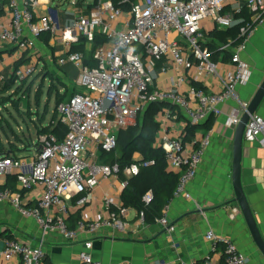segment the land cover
Returning <instances> with one entry per match:
<instances>
[{
  "label": "built area",
  "instance_id": "obj_1",
  "mask_svg": "<svg viewBox=\"0 0 264 264\" xmlns=\"http://www.w3.org/2000/svg\"><path fill=\"white\" fill-rule=\"evenodd\" d=\"M85 1L70 3L78 6ZM35 2L8 0L9 19L0 20V43L15 46L22 53L34 50L44 32L60 35L66 49L59 63L78 67L76 82L85 90L57 106L58 120L66 127L64 136L43 133L32 155L0 156V177L15 174L18 181V191L0 189V203L10 204L41 229L35 244L6 238L0 256L7 262L17 257L19 264H46L48 234L57 233L68 243L87 235L78 264H102L91 253L93 237L109 227L125 232L131 211L139 220L138 226L144 223V211L125 207L121 194L129 179L154 161H145L135 153L134 161L121 172L118 163L101 162L100 152L114 151L119 131L134 123L151 103L166 102L176 111L164 108L157 113L160 129L156 145L165 151L168 169L180 175L173 198H192L188 185L197 176L213 131L203 132L193 140L192 146L198 147L189 149L183 131L171 135L170 122L183 112L190 124L204 123L210 116L222 115L223 106L233 100L225 126L236 129L250 103L241 98L239 87L248 85L253 76L241 51L253 33L264 26V0H121L119 6L113 0H94L89 11L80 7L72 23L62 29L50 14L36 15ZM244 10L250 12L253 21V25L240 28L244 42L233 48L229 62L213 61L205 46L209 34L238 24L236 15ZM97 33L106 40L94 49L96 65L90 66L84 62L83 53L72 47L85 38V46L92 49ZM230 47L225 43L219 50ZM159 62L161 73L170 69L175 73L166 88L155 82ZM224 64L229 66L224 68ZM37 70L36 60L16 66L9 76L0 73V84L10 78L28 81ZM244 139L258 142L264 149V117L259 113L251 115ZM153 197L148 191L143 201L150 203ZM169 205L158 221L168 231H175L167 217ZM73 209L80 212V218L71 226ZM87 210H96L99 216L92 218ZM237 211L234 208V213ZM206 238L223 245L224 264H249L247 255L232 239L218 237L213 230ZM158 264L199 263L179 259Z\"/></svg>",
  "mask_w": 264,
  "mask_h": 264
},
{
  "label": "crops",
  "instance_id": "obj_2",
  "mask_svg": "<svg viewBox=\"0 0 264 264\" xmlns=\"http://www.w3.org/2000/svg\"><path fill=\"white\" fill-rule=\"evenodd\" d=\"M24 1L19 0L20 4ZM35 1H37V3L35 2L36 15L50 14L58 27L62 29L72 23L76 17L77 9L82 7L85 12L89 11L94 0H90L91 2L86 0L84 4L78 6L71 5L70 0H58L57 5H53L54 0ZM8 19V9L6 5L0 3V20ZM256 38L260 41L255 43L254 39ZM263 39L264 26L253 33L246 43L245 49L241 51L242 58L253 69L250 83L239 87L238 91L240 96L248 101L253 98L259 84L256 75L258 70L253 60V57H256L253 47H260L258 44H261ZM65 49V44L60 35L53 37L51 33L39 37L36 48L28 52L20 53L17 47L0 43V73L9 76L17 65L36 60L38 69L40 67L41 72L42 69L50 70L58 77L59 90L63 94L68 89L64 84L70 82L68 80L70 76L74 77L72 76L74 74L72 69L75 68L70 62L63 65L59 63ZM87 50H91V48H87ZM257 56L260 57V55ZM222 66L227 68L229 64ZM174 76L175 73L172 69L167 73H161L159 69L154 71L155 82L163 88L170 85V79ZM59 80L64 84L61 85ZM208 81L210 82V80ZM77 88L78 90H69L68 95L85 90L78 84ZM233 104V100L229 101L223 106V114L217 117L214 116L216 120L211 129L213 131L212 143L205 150L204 159L198 168L197 176L188 185L192 198L177 197L170 202L167 217L171 225L176 227V230L168 231L159 223L158 219L154 223L144 221L142 225L138 226L139 220L135 213L131 211L128 219L130 223L125 232H116L109 227L104 228L93 237L94 245L91 253L95 259L100 260L102 264H158L179 259L192 260L199 264H224L223 245L221 243L215 244L206 238L207 232L213 230L218 237L232 239L239 249L247 255L249 264H264V256L252 239L238 203L231 202L229 205L227 204L235 197L231 176L235 130L225 126L229 108ZM174 110L176 111V109ZM257 113L264 117V100ZM52 116L53 114L48 123H44V121L38 123L32 118L36 123L33 122L37 132L36 139H33L31 135L26 138L20 137L19 134L22 131L19 130L22 127H18V131L15 129L17 133L13 132L17 137V142H7L6 149L9 150L8 148L14 143L21 149L15 154L16 156L32 155L40 135L37 126L39 125L40 128L48 126L52 122ZM189 125H192L190 120L182 112L177 119L170 122V133L172 136H176L183 131L182 138H185ZM202 134L203 131H199L193 140ZM193 140L184 142L189 149L198 147V145L196 147L192 146ZM222 159L227 161L225 165H223ZM26 168L29 169V167ZM10 183L14 184V188L9 186ZM242 184L264 238V149L258 142L244 141ZM0 189L18 191L17 176L12 174L0 177ZM29 205H32V203H29ZM234 208H238L236 213H234ZM6 211L12 213V219L8 225L4 224L0 229V252L4 249V240L8 238V235L13 237L12 239L32 244L37 243L41 232L39 225L33 219L13 215V212L9 209ZM77 211V209L72 210V217ZM87 211L92 218L99 216L96 210ZM87 237V235H81L77 242L68 243L57 233L48 234L45 243V263L78 264V255L84 248V241ZM19 263L20 260L17 257L7 262L0 256V264Z\"/></svg>",
  "mask_w": 264,
  "mask_h": 264
},
{
  "label": "trees",
  "instance_id": "obj_3",
  "mask_svg": "<svg viewBox=\"0 0 264 264\" xmlns=\"http://www.w3.org/2000/svg\"><path fill=\"white\" fill-rule=\"evenodd\" d=\"M113 1L117 6H119L118 4L121 0ZM0 3L2 5H7L8 0H0ZM236 18L240 21L238 24L222 30L216 29L209 34L208 37L210 40L205 44V46H207L212 53L211 58L213 61L229 62L233 56V48L239 46L245 40V38L240 35L241 26L247 23L253 25L251 14L250 12H248V10H244L242 14L236 15ZM46 33L50 34V32H44L41 34V36ZM105 40L106 37L104 35L97 33L91 50H87L85 46V38H82L79 44L73 45L72 50L82 52L84 55V62L90 66H95L96 61L93 58L94 49L98 45L105 42ZM225 43L230 44L231 48L223 51L219 50L220 45ZM160 65L161 63L159 62L157 65V69L160 68ZM40 73L50 76L51 82L48 91V97H51L54 89V93L56 95L55 103H57L56 110L60 102L66 100L69 96H71V94H75L71 93L70 95H68L69 89H67L65 93L61 94L59 90L60 85L57 82L58 77L52 71ZM15 81L16 80L14 78L8 79L4 82L5 85L0 88V105L5 107L8 104L12 103L13 106H18V101H16V99L14 98V96L17 94V91L11 94L12 89L15 85ZM59 81L61 85L64 84L61 80ZM22 82H26V80ZM43 86L44 85L42 83L37 93L38 103L42 98ZM164 108H170L174 110V107L166 102L151 103L147 110L138 116L134 124L130 125L126 129H122L119 131L118 144L117 148L114 151L100 152L101 162H104L105 164L118 163L121 172L125 169L126 166L130 165L134 161L133 155L135 153H139L142 156V159L145 161H154L152 165L142 167L138 175L129 179L128 186L121 194L123 205L138 212L144 211L145 221L149 223H154L157 219L163 217V210L165 206L172 201L180 178V175L178 173L168 169L166 153L161 147L156 145L160 129V125L156 120V115ZM47 110L48 106H46L45 114L40 118V122L38 123L43 122L48 114ZM215 120L216 118L214 116H211L204 124L189 125L187 128L188 133L185 138H183L184 142L192 141L196 133H198L199 131L207 132L211 130L213 128ZM51 121H54V116H52ZM37 127L39 134L54 133L59 138L64 136L66 132V127L61 122H59V120L58 124H49L48 126L42 128H40V126L38 125ZM8 149L9 150H7L2 143H0V156L15 155L21 150L17 147V144L14 143H12L11 147H9ZM9 186L14 188L13 183H10ZM148 191H152L154 197L150 203H145L143 201V197ZM73 215L74 216L72 217L71 214L70 218L71 226L75 225V222L80 218V212L77 211ZM8 238L12 239L13 237H10V235H8Z\"/></svg>",
  "mask_w": 264,
  "mask_h": 264
},
{
  "label": "rangeland",
  "instance_id": "obj_4",
  "mask_svg": "<svg viewBox=\"0 0 264 264\" xmlns=\"http://www.w3.org/2000/svg\"><path fill=\"white\" fill-rule=\"evenodd\" d=\"M88 1H90V0H88ZM57 2H58V0H54L53 5H57ZM258 41H260L258 38L254 39L255 43ZM258 45H260V47H258V48L253 47L255 49L254 54L256 56V57H253V60L255 62L257 70H258L256 75L258 77V82H259L258 85H260V83L262 82V80L264 78V39H263V42L261 44H258ZM257 55H260V57H258ZM74 67L75 68L72 69V71L74 72V74L72 76H74V77L70 76V78H68V80L70 82L65 83L66 88H68L69 90H72V89L78 90L76 81H77V77H78L77 74L79 73V70H78L77 66L74 65ZM39 69H41V68L39 67ZM38 70L36 71L34 76L31 79L30 78L27 79L28 81H26V82L15 81V85L12 89L11 94L14 93L15 91H17V94L14 96L16 101H18L17 107L13 106L12 103L8 104L5 107L0 105V139H1L0 141L5 147L7 146L6 144L9 141L17 142V137L14 134V132H16L15 129L17 130L18 127H22V128H20V130L18 129L19 131H22V132H20L21 134H19L20 137L26 138L27 136L31 135L33 137V139H36L37 138V132H36V128L34 126L35 122L32 120V118H34L35 121L40 122V118L43 117L45 114L46 106H48V110H47L48 115L43 120L44 123H48L50 121L51 115L53 114L54 121L50 122V124L51 125L58 124L59 115H58V112L56 110V104L57 103H55L56 95L54 93L55 92L54 89H53V93H52L51 97H48V91H49L50 82H51L50 76L46 75L47 76L46 77L42 73H40V72L38 73ZM42 70H43L42 72H45V73L47 71H50V70H46V69H42ZM68 72H70V71H68ZM42 83L44 85L42 87L43 94H42L41 101L38 103L37 93H38L39 88L41 87ZM4 85H5L4 83L0 84V88H2ZM242 99L245 100L244 98H242ZM23 120H25L26 122H24ZM134 123H132V124H134ZM27 124L29 125V132H28V125ZM132 124H130V125H132ZM128 127H126V128H128ZM11 135H13V136H11ZM222 162H223V165H225L227 163V161L225 159H222ZM7 206H10L11 208L7 207ZM8 209L13 212V215L16 214L18 217L19 216L22 217L10 204H8V203H4V204L2 203L1 204L0 203V229H2L4 224L8 225L11 222L10 220L12 219L11 218L12 213L9 211H6Z\"/></svg>",
  "mask_w": 264,
  "mask_h": 264
},
{
  "label": "water",
  "instance_id": "obj_5",
  "mask_svg": "<svg viewBox=\"0 0 264 264\" xmlns=\"http://www.w3.org/2000/svg\"><path fill=\"white\" fill-rule=\"evenodd\" d=\"M264 100V78L258 85L253 98L250 100L249 106L243 114L239 125L236 127L233 138V158H232V185L235 197L231 202L238 203L247 226L249 228L252 239L260 252L264 256V238L259 228L258 222L253 214L248 198L245 194L242 184V157L244 147V132L252 114L257 113L259 107ZM204 124V123H201ZM200 125V124H199Z\"/></svg>",
  "mask_w": 264,
  "mask_h": 264
},
{
  "label": "bare ground",
  "instance_id": "obj_6",
  "mask_svg": "<svg viewBox=\"0 0 264 264\" xmlns=\"http://www.w3.org/2000/svg\"><path fill=\"white\" fill-rule=\"evenodd\" d=\"M245 140V139H244Z\"/></svg>",
  "mask_w": 264,
  "mask_h": 264
}]
</instances>
